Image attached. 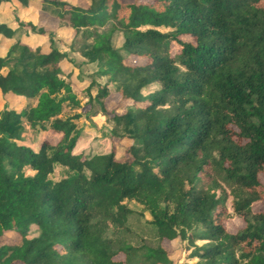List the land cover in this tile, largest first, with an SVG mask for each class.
Here are the masks:
<instances>
[{
	"label": "trees",
	"instance_id": "1",
	"mask_svg": "<svg viewBox=\"0 0 264 264\" xmlns=\"http://www.w3.org/2000/svg\"><path fill=\"white\" fill-rule=\"evenodd\" d=\"M28 9L89 40L81 56L107 81L85 105L116 96L122 110L108 153L79 152V115L60 117L80 108L70 62ZM0 102V240L19 237L0 264H173L176 239L196 264H264V0H0ZM26 128L60 139L25 143ZM129 204L151 218L139 245Z\"/></svg>",
	"mask_w": 264,
	"mask_h": 264
},
{
	"label": "rangeland",
	"instance_id": "2",
	"mask_svg": "<svg viewBox=\"0 0 264 264\" xmlns=\"http://www.w3.org/2000/svg\"><path fill=\"white\" fill-rule=\"evenodd\" d=\"M70 4H78L82 7L86 6V1L89 0H65ZM151 1V0H146ZM10 9V8H9ZM7 10V9H6ZM25 10L22 11V13ZM8 12V13H7ZM10 10L5 11L7 18H11L12 21L16 20L14 10L9 13ZM15 15V17L13 16ZM12 16L14 18H12ZM23 20H30L32 18L33 24H37L38 27L43 28L50 32H55L53 39L54 48L65 55L66 60L70 64H66V75L63 77L65 81L70 85L72 92L80 101V108L75 109L72 106L64 105L62 109V119L73 118L79 115L78 119L73 120L77 129L80 130V140L78 142L79 152L91 153V154H106L110 150L109 136L111 131V124L107 121L109 114H121V105L119 104L118 97L109 96L103 100L104 111L97 103H93L91 106H86L87 99L85 98L86 91L94 96L97 93L98 88L106 83V79L100 77L97 74V66L94 63H89L81 56V49L84 44L89 40L83 35L79 34L74 36L72 29L69 26H61L59 28L58 22L53 17L37 12V10L28 9L25 14H21ZM39 18V19H38ZM38 20V22H37ZM26 22V21H24ZM47 40V39H46ZM123 43L121 35L117 34L113 38V47L120 50ZM179 49L175 44L172 45V51L176 52ZM2 53V52H1ZM128 64L135 65L141 63L139 59L134 57H127ZM92 86L90 87V85ZM2 103L0 102V111ZM25 143H33L38 145L41 141H47L51 144H55L59 141L60 136L51 132L34 133L30 129L26 128L23 134ZM113 150L115 152V160L122 162L127 156L123 153L116 143H112ZM66 176V172L62 168H56L53 175L50 176L52 181H58ZM261 184L264 187V176L260 177ZM229 202V201H228ZM229 206V203L227 204ZM129 208L134 210L138 216H135L130 233L126 234V238L134 245H139L140 238L144 237V240L149 241L150 231L144 226V223L150 221L151 218L141 206L135 204H129ZM230 209V208H229ZM255 210H264V202L255 206ZM227 232L234 234L244 227L242 221L236 217L228 220L224 223ZM31 234H34V228L30 230ZM19 237L14 235L10 240L1 239L0 245L9 243H18ZM205 242H195L196 246H201ZM163 247L171 256H173V264H196L198 259L190 256L191 249L187 248L186 241L176 239L172 242L165 241Z\"/></svg>",
	"mask_w": 264,
	"mask_h": 264
},
{
	"label": "crops",
	"instance_id": "3",
	"mask_svg": "<svg viewBox=\"0 0 264 264\" xmlns=\"http://www.w3.org/2000/svg\"><path fill=\"white\" fill-rule=\"evenodd\" d=\"M8 19V18H7ZM31 21H32V18H31Z\"/></svg>",
	"mask_w": 264,
	"mask_h": 264
}]
</instances>
